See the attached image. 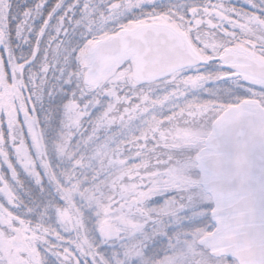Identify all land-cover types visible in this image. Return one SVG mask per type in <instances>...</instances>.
Masks as SVG:
<instances>
[{
	"label": "snow or ice",
	"instance_id": "1",
	"mask_svg": "<svg viewBox=\"0 0 264 264\" xmlns=\"http://www.w3.org/2000/svg\"><path fill=\"white\" fill-rule=\"evenodd\" d=\"M0 264H264V0H0Z\"/></svg>",
	"mask_w": 264,
	"mask_h": 264
}]
</instances>
